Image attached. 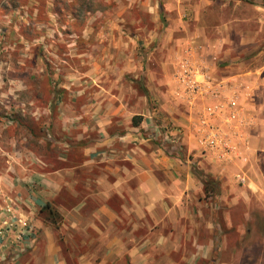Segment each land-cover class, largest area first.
<instances>
[{"label": "crops", "instance_id": "1", "mask_svg": "<svg viewBox=\"0 0 264 264\" xmlns=\"http://www.w3.org/2000/svg\"><path fill=\"white\" fill-rule=\"evenodd\" d=\"M152 3L168 25L139 28L148 37L128 54L113 46L118 85L93 136L67 137L62 166L7 188L16 230L0 236V264H248L250 212L264 225V0H195L177 14ZM188 50L210 81L190 102L169 83ZM204 114L229 159L201 143Z\"/></svg>", "mask_w": 264, "mask_h": 264}, {"label": "rangeland", "instance_id": "2", "mask_svg": "<svg viewBox=\"0 0 264 264\" xmlns=\"http://www.w3.org/2000/svg\"><path fill=\"white\" fill-rule=\"evenodd\" d=\"M150 1L158 12L181 8L178 0H0V208L8 189L29 184L30 172L63 165L57 157L67 137L76 142L80 131L96 132V113L113 103L118 85L113 46L123 45L128 54L148 37L139 28L168 25L146 13ZM194 1L185 0L181 10L190 11ZM98 60L103 64L97 68L92 64ZM137 87L145 92L143 84ZM250 213L248 264H264V243L258 242L264 225L258 212ZM227 233L234 238L241 230Z\"/></svg>", "mask_w": 264, "mask_h": 264}, {"label": "built area", "instance_id": "3", "mask_svg": "<svg viewBox=\"0 0 264 264\" xmlns=\"http://www.w3.org/2000/svg\"><path fill=\"white\" fill-rule=\"evenodd\" d=\"M209 82V76L205 67L191 55L190 51L186 56L177 60L172 76V84L174 95L178 99L190 102L200 96H205L210 88ZM208 114L210 118L213 117L214 110H208ZM208 114H204L201 119L203 128L201 130L200 141L208 149L219 151L224 159H229L233 147L220 139L222 133L208 121ZM240 182L244 183L245 180L241 179ZM14 209V205L12 204H7L1 209L2 213L6 215L1 221V237L5 236L9 230H16V224L10 219V217H13ZM28 231H30V228H28Z\"/></svg>", "mask_w": 264, "mask_h": 264}]
</instances>
